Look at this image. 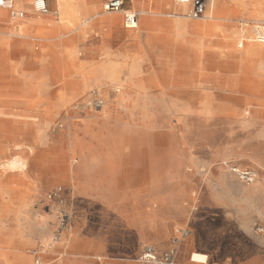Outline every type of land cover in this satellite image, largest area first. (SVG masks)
<instances>
[{
    "label": "rangeland",
    "instance_id": "rangeland-1",
    "mask_svg": "<svg viewBox=\"0 0 264 264\" xmlns=\"http://www.w3.org/2000/svg\"><path fill=\"white\" fill-rule=\"evenodd\" d=\"M206 4V12L231 15L249 30L253 22L264 20L263 0ZM126 25L131 27V21ZM145 60L92 59V67L117 72V77L113 72V77L98 79L122 81L75 84L76 98L34 101L43 114L0 115V173L10 172L11 180L5 197L11 208V264H36L37 259L42 264H108L82 251L84 235L98 234L103 223L82 218L80 207H187L174 240L164 243L162 234L168 229L161 227L154 235L160 245L148 247L163 253L176 242L177 261L197 253L202 256L197 261L207 259L203 264H262L264 232L256 227L264 224L261 213L249 209L264 207V124L243 126L238 117L218 115L224 111L218 107L222 101L191 98L194 94L165 98L167 87L149 82L163 77L147 76L140 66ZM136 65L140 74L131 75ZM14 159L21 164L7 166ZM231 167L254 170L257 177L244 182ZM34 172L42 175L38 195L28 188ZM3 200L0 196V207ZM24 215L26 226L19 234ZM50 215L52 232L43 239L47 223L40 227L38 220ZM68 230L78 235L73 261L67 251L50 255L61 232ZM2 247L1 239L0 251ZM138 255L130 264H151Z\"/></svg>",
    "mask_w": 264,
    "mask_h": 264
},
{
    "label": "crops",
    "instance_id": "crops-1",
    "mask_svg": "<svg viewBox=\"0 0 264 264\" xmlns=\"http://www.w3.org/2000/svg\"><path fill=\"white\" fill-rule=\"evenodd\" d=\"M10 1L23 10L25 16L13 17L8 8L0 7V115L43 114V108L35 107L34 101L76 98L75 84L119 83L122 80L117 78L98 79L113 77V72L117 77V72L107 66L92 67L90 61L118 62L130 58L133 61L146 59L140 66L146 68L147 76L163 77L161 81L149 82L167 87L164 93L169 95L165 98L183 99L190 97L187 94H194L191 98L222 101L218 107L224 111L218 115L238 117L243 126L264 124V43L253 40L252 30L238 24L235 17H215L212 11L206 12V0L205 13L200 18L187 15L193 8L191 3L125 0V9L136 16L131 27L126 25L128 20L121 12L107 14L103 11L105 0H44L47 12L38 11L35 0ZM214 3L215 0H210L211 5ZM260 15L262 12L257 14ZM127 44H132L130 51L124 49ZM127 51L129 53L124 55ZM140 66H132L131 75L140 74L137 68ZM41 176L34 172L28 179V188L34 195L43 190ZM10 191V172H1L0 196L4 198L3 207H0L1 264H11L8 247L11 208L5 201ZM215 208L231 211L243 207ZM79 209L82 218L103 223L98 234L84 235L83 253L103 258L108 264H111L109 261L114 264L137 261L134 257L145 249L140 243L147 247L160 245L154 237L155 229L166 227L168 230L162 234L164 243L172 242L187 213V207ZM249 211L260 212L264 224V207ZM49 217L38 220L40 227L43 222L49 225L43 227L40 234L43 239H48L52 232L49 223L53 215ZM26 220V215L19 219V234L24 233ZM171 228H174L173 235ZM76 236L72 230L63 231L50 255L67 251V257H72L73 261ZM206 261L194 260L190 254L188 260L183 258L178 264H203Z\"/></svg>",
    "mask_w": 264,
    "mask_h": 264
},
{
    "label": "built area",
    "instance_id": "built-area-1",
    "mask_svg": "<svg viewBox=\"0 0 264 264\" xmlns=\"http://www.w3.org/2000/svg\"><path fill=\"white\" fill-rule=\"evenodd\" d=\"M177 3H191L193 8L187 14L191 18H200L204 16L205 13V2L204 0H175ZM264 1V0H263ZM35 8L41 12H47L48 8L44 0H35ZM0 7H6L9 9L13 17H24L25 12L23 10L17 9L10 0H0ZM103 8L106 12H124L126 19L133 23L136 16L133 12L125 9V0H105ZM252 39L264 43V20L255 21L251 24ZM231 169L237 173L239 178L244 182L251 183L255 181L257 174L254 170L240 169L231 167ZM256 231L258 233H263L264 228L262 226H257ZM177 244L175 242L174 246L163 253H159L153 247H146L144 251L138 256V260L141 262H148L151 264H178L177 261ZM36 264H42V262L37 259Z\"/></svg>",
    "mask_w": 264,
    "mask_h": 264
},
{
    "label": "bare ground",
    "instance_id": "bare-ground-1",
    "mask_svg": "<svg viewBox=\"0 0 264 264\" xmlns=\"http://www.w3.org/2000/svg\"><path fill=\"white\" fill-rule=\"evenodd\" d=\"M181 5H183V4H188V3H186V2H182V3H180ZM92 104V103H91ZM82 105V104H81ZM89 106V105H88ZM92 108V107H91ZM79 110H80V108H79ZM82 110V109H81ZM88 113V112H87ZM107 116V115H106ZM131 143V142H130ZM131 148V147H130ZM20 161H21V159L19 160V159H14V160H12V161H10L9 163H7L8 165L7 166H9V167H11V168H14V167H16V166H18V165H20L21 163H20ZM24 163V162H23ZM2 165V164H1ZM49 171V170H48ZM61 234H62V232H61ZM61 234L59 235V237L57 238L58 240L61 238ZM56 239H54V241H55ZM202 258V256L201 255H199V254H195L194 256H193V259L194 260H198V259H201ZM206 258V257H205ZM204 261V260H203Z\"/></svg>",
    "mask_w": 264,
    "mask_h": 264
}]
</instances>
